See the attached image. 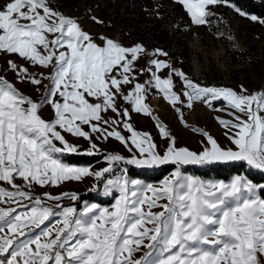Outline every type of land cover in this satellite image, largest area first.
Returning a JSON list of instances; mask_svg holds the SVG:
<instances>
[{
    "label": "snow or ice",
    "instance_id": "1",
    "mask_svg": "<svg viewBox=\"0 0 264 264\" xmlns=\"http://www.w3.org/2000/svg\"><path fill=\"white\" fill-rule=\"evenodd\" d=\"M175 3L209 31L212 8L221 6L264 26L232 0ZM0 57V264H262L264 183L247 172L264 173V91L194 79L169 50L93 36L50 0L0 2ZM150 98L167 103L185 128V110L197 103L221 113L228 143L195 127L200 150L181 146ZM133 114L149 118L157 135L137 130ZM113 142L129 155L105 151ZM73 156L98 157L103 167ZM233 164L245 174L229 182L185 172ZM165 165L174 169L159 185L130 176V167ZM86 178L90 193L114 202L77 207L80 194L59 191Z\"/></svg>",
    "mask_w": 264,
    "mask_h": 264
},
{
    "label": "rangeland",
    "instance_id": "2",
    "mask_svg": "<svg viewBox=\"0 0 264 264\" xmlns=\"http://www.w3.org/2000/svg\"><path fill=\"white\" fill-rule=\"evenodd\" d=\"M50 2L54 7L63 10L66 15L80 18L84 29L93 36L110 37L124 45H132L137 41L143 42L147 45L149 52L154 51L156 46L169 50L173 58L178 57L182 61L179 66L194 79L206 80L210 84L220 83L233 89H237L239 85L243 84L250 93L264 91V26L242 18L235 11L226 7L212 8V11L217 15L210 18L215 23L211 26L212 31H209L207 26L191 25L186 11L181 5L176 4L175 0H50ZM251 2L259 7L261 4L264 5V0H251ZM171 4L180 10L178 20H176L173 10H170ZM229 11L231 13L228 15ZM92 16L97 17L103 23L92 22L90 19ZM197 34H201L202 38L197 39ZM218 36L221 39H217ZM230 36L231 39H229ZM3 64L4 59L0 57V66ZM144 64L145 60L142 59L140 66L143 67ZM7 78L11 81L12 73L9 72ZM139 79L143 82L145 77L140 76ZM18 87L21 86L18 85ZM23 91L34 97L38 95L27 86H23ZM150 104L160 119L170 127L181 146H187L191 150H200V137L189 130V128L195 127L207 130L222 145L228 143L223 135L224 130L216 120L218 115H222L221 113L197 103L193 109L185 110L184 122L188 125V128H185L167 103L159 98H150ZM222 104V101L215 102L217 107ZM45 116L47 118V111H45ZM223 118L227 119L228 117L223 116ZM133 122L137 130L148 131L153 136L157 135V130L149 118L133 114ZM76 142L83 143L82 141ZM104 150L119 152L125 156L129 155L115 142L110 149L105 148ZM68 159L72 163L89 164L94 168L103 167V164L96 163L98 157L73 156ZM209 166L189 165L185 169L188 168L187 174L199 177L197 173ZM167 168L171 170L162 179L145 180L148 183L159 185L170 175L174 166L165 165L154 170L130 167V171H145L155 174ZM93 182L91 178H86L83 182H68L59 191L80 194L81 201L77 202V207H82L83 201L110 206L114 200L98 197L88 191ZM41 191L37 189L38 193ZM52 191L53 194H57L58 190L53 189ZM71 203L68 200L64 201L66 205ZM144 251L147 250L142 249L140 253H137V257ZM258 258L264 264V257Z\"/></svg>",
    "mask_w": 264,
    "mask_h": 264
},
{
    "label": "trees",
    "instance_id": "3",
    "mask_svg": "<svg viewBox=\"0 0 264 264\" xmlns=\"http://www.w3.org/2000/svg\"><path fill=\"white\" fill-rule=\"evenodd\" d=\"M233 3H235L237 6H239L241 9L245 10L246 12L254 13L262 18H264V5H259L252 3L251 0H232ZM172 5V4H171ZM170 10H173V13L175 14L176 20L179 19L180 10L177 6L172 5ZM170 168H167L165 170H162L160 172H157L155 174H149L145 171H130V175L140 178L146 181H157L162 179L164 176H166L170 172ZM185 172H188V168L185 169ZM236 174H245V169L242 168L239 164H233V165H214L206 167V169L199 171L197 175L200 178L203 179H216L220 181H228L231 178H233ZM247 175L250 179H252L254 182L258 183H264V174L251 171L247 172Z\"/></svg>",
    "mask_w": 264,
    "mask_h": 264
},
{
    "label": "bare ground",
    "instance_id": "4",
    "mask_svg": "<svg viewBox=\"0 0 264 264\" xmlns=\"http://www.w3.org/2000/svg\"><path fill=\"white\" fill-rule=\"evenodd\" d=\"M197 73L201 74L202 72H197Z\"/></svg>",
    "mask_w": 264,
    "mask_h": 264
},
{
    "label": "built area",
    "instance_id": "5",
    "mask_svg": "<svg viewBox=\"0 0 264 264\" xmlns=\"http://www.w3.org/2000/svg\"><path fill=\"white\" fill-rule=\"evenodd\" d=\"M229 13H231L230 11L227 13L229 15Z\"/></svg>",
    "mask_w": 264,
    "mask_h": 264
}]
</instances>
